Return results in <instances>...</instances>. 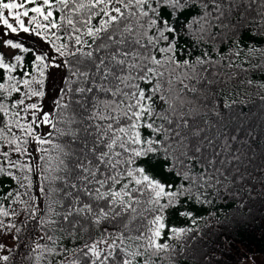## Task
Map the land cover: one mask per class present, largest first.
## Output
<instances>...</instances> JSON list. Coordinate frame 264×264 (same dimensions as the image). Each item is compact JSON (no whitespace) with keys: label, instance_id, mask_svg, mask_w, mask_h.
Segmentation results:
<instances>
[{"label":"snow or ice","instance_id":"1","mask_svg":"<svg viewBox=\"0 0 264 264\" xmlns=\"http://www.w3.org/2000/svg\"><path fill=\"white\" fill-rule=\"evenodd\" d=\"M261 228L264 0H0V264H257Z\"/></svg>","mask_w":264,"mask_h":264},{"label":"trees","instance_id":"2","mask_svg":"<svg viewBox=\"0 0 264 264\" xmlns=\"http://www.w3.org/2000/svg\"><path fill=\"white\" fill-rule=\"evenodd\" d=\"M264 228H261L259 231L253 233L251 236H245V243L251 244L252 249L255 251L256 256H264ZM243 247V245H241ZM227 260L228 258L225 257ZM229 264H232V262H229Z\"/></svg>","mask_w":264,"mask_h":264},{"label":"rangeland","instance_id":"3","mask_svg":"<svg viewBox=\"0 0 264 264\" xmlns=\"http://www.w3.org/2000/svg\"><path fill=\"white\" fill-rule=\"evenodd\" d=\"M261 259H264V256H256L257 264H259Z\"/></svg>","mask_w":264,"mask_h":264}]
</instances>
